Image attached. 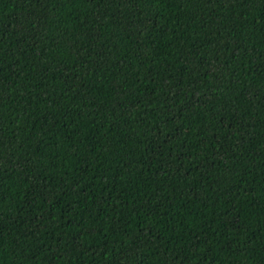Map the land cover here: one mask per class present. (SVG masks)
Returning <instances> with one entry per match:
<instances>
[{"label":"trees","instance_id":"obj_1","mask_svg":"<svg viewBox=\"0 0 264 264\" xmlns=\"http://www.w3.org/2000/svg\"><path fill=\"white\" fill-rule=\"evenodd\" d=\"M0 264H264V0H0Z\"/></svg>","mask_w":264,"mask_h":264}]
</instances>
